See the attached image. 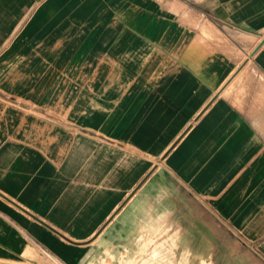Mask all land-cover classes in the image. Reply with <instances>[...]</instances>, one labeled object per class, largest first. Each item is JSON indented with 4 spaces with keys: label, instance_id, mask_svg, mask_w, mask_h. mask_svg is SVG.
Instances as JSON below:
<instances>
[{
    "label": "crops",
    "instance_id": "obj_1",
    "mask_svg": "<svg viewBox=\"0 0 264 264\" xmlns=\"http://www.w3.org/2000/svg\"><path fill=\"white\" fill-rule=\"evenodd\" d=\"M173 181L264 233V0H0V258L85 264Z\"/></svg>",
    "mask_w": 264,
    "mask_h": 264
},
{
    "label": "rangeland",
    "instance_id": "obj_2",
    "mask_svg": "<svg viewBox=\"0 0 264 264\" xmlns=\"http://www.w3.org/2000/svg\"><path fill=\"white\" fill-rule=\"evenodd\" d=\"M173 186L178 192H159L152 199L157 208L143 210V231L122 232L121 225L112 226L95 242L85 264H264V233L232 226L174 181ZM0 260L63 264L39 248Z\"/></svg>",
    "mask_w": 264,
    "mask_h": 264
},
{
    "label": "bare ground",
    "instance_id": "obj_3",
    "mask_svg": "<svg viewBox=\"0 0 264 264\" xmlns=\"http://www.w3.org/2000/svg\"><path fill=\"white\" fill-rule=\"evenodd\" d=\"M0 262H5V261H1ZM5 263H8V264H16V263H13V262H5Z\"/></svg>",
    "mask_w": 264,
    "mask_h": 264
}]
</instances>
